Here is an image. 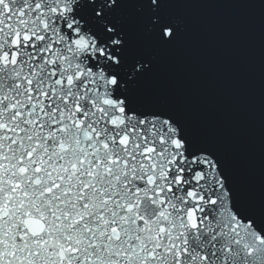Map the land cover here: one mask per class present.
Masks as SVG:
<instances>
[{
  "label": "snow or ice",
  "instance_id": "obj_1",
  "mask_svg": "<svg viewBox=\"0 0 264 264\" xmlns=\"http://www.w3.org/2000/svg\"><path fill=\"white\" fill-rule=\"evenodd\" d=\"M130 0H0V264H264V194L137 95ZM157 50L172 0H134ZM264 3V0H261Z\"/></svg>",
  "mask_w": 264,
  "mask_h": 264
},
{
  "label": "water",
  "instance_id": "obj_2",
  "mask_svg": "<svg viewBox=\"0 0 264 264\" xmlns=\"http://www.w3.org/2000/svg\"><path fill=\"white\" fill-rule=\"evenodd\" d=\"M163 11L182 31L157 50L134 0L121 9L130 54L154 55L137 95L167 105L193 136L217 150L242 200L259 210L264 194V3L172 0Z\"/></svg>",
  "mask_w": 264,
  "mask_h": 264
}]
</instances>
